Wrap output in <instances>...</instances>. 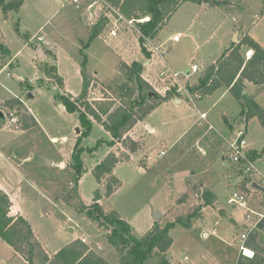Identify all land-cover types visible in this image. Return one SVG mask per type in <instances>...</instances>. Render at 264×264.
Here are the masks:
<instances>
[{"label": "rangeland", "instance_id": "obj_1", "mask_svg": "<svg viewBox=\"0 0 264 264\" xmlns=\"http://www.w3.org/2000/svg\"><path fill=\"white\" fill-rule=\"evenodd\" d=\"M225 1L234 5L233 14L223 7L205 9L187 3L160 32L161 41L169 42L166 58L175 72L187 73L193 63L202 70L214 64L241 41L237 32L242 30L264 47V0H213ZM80 3L83 10L78 12L71 0H24L8 13L0 4V34L11 49L13 62V67L0 72V111L6 101L19 98L39 125L23 131L20 126L8 127V123L0 128V185L19 205L13 207L11 202L9 215L25 217L50 256L80 240L108 264H118L120 256L108 241L109 232L65 200L79 177L78 170L84 203L91 205L96 190H102L99 203L107 211L117 210L137 237L146 235L155 222L164 227L183 209L195 208L197 196L193 194L185 205L176 200L202 182L217 194V202L204 209L203 218L192 229L176 225L170 231L174 242L165 257L170 264H237L240 255L248 257L241 253V236L253 221L247 219V209L234 206L230 199L235 193L245 194L254 211L264 212V123L258 118L244 122L241 104L228 89L219 88L194 103L171 101L155 109L133 130L131 137L141 143L134 154L120 143L111 146L112 136L95 121L84 135L79 113L62 110L63 104L57 100L58 94H81V66L84 64L100 82L121 83L120 61H138L144 66L149 57L141 44L136 46L139 35L124 21L117 23V37H109L111 24L90 42L87 8L103 5L99 0ZM178 34L181 41L173 43L170 39ZM40 36L48 45L38 42L36 37ZM38 49L49 52L42 57ZM244 54L249 59L246 49ZM52 66L63 85L47 73ZM148 71L144 68V77L153 80L154 74L147 76ZM245 92L264 110V91L258 92L248 82ZM101 97L98 88L89 93L91 100ZM201 113L207 115V122L198 124L181 140ZM240 130L246 133L245 150L259 153L253 162L250 191L246 192L239 190L245 178L240 169L244 167L237 166L229 152ZM161 151L166 155L161 156ZM110 152L122 158L114 170L122 184L107 196L92 170ZM157 212L162 213L159 221L154 220ZM259 240L264 243V230L259 231ZM150 263L161 264V256L155 254ZM0 264L28 263L0 238Z\"/></svg>", "mask_w": 264, "mask_h": 264}, {"label": "trees", "instance_id": "obj_2", "mask_svg": "<svg viewBox=\"0 0 264 264\" xmlns=\"http://www.w3.org/2000/svg\"><path fill=\"white\" fill-rule=\"evenodd\" d=\"M106 1L127 19L148 18L147 21L138 23L137 26L143 36L151 39L159 36L183 4L211 3L210 0ZM23 2L24 0H0L5 13L17 10ZM109 25H111L109 19L104 18L91 27L89 41L92 42L99 37ZM90 42L85 47L89 46ZM139 42L145 54L150 57V53L143 47V37H140ZM244 49L253 52L249 59L246 58ZM11 67H13L11 49L0 34V72ZM81 67L83 78L81 94L73 96L62 93L58 94L57 100L65 106L67 111L79 113L81 124L85 128L84 135L90 132L92 122L95 121L112 136L111 146L120 143L131 154L136 153L140 150L141 143L130 136L131 132L155 109L178 98L175 90L163 94L158 93L143 76L144 66L138 61L128 63L122 60L119 62L117 68L124 77L121 83L114 80L100 82L84 64ZM50 68L47 73L51 79L59 84L62 83V78L57 75L56 67ZM246 82L253 83L258 92L264 91V47L250 35H244L238 44H233L214 64L198 73L192 85L189 86V90L192 94L198 93L204 96L212 94L219 88H226L241 104L244 122L258 118L264 123V110L251 97L243 94ZM94 88H98L102 94L100 99H89V93ZM1 110L7 116L13 113L18 118L20 129L26 130L38 125L35 117L19 98L15 97L6 101ZM248 155L253 162L259 157L256 150L249 151ZM77 156L79 158V155ZM121 159L116 152H110L92 170L97 182L106 189L107 196L115 193L122 184L121 180L114 175V170L121 163ZM240 171L245 178L239 190L250 191L248 184L253 179L244 173V169ZM77 175L79 177L73 189L68 192L69 194L67 193L69 197L65 200L70 206L86 212L91 220L109 232L108 241L120 256L118 264H151V259L155 254L161 256V264H170L165 257L174 242L170 231L176 225L184 229H192L194 223L203 218L204 209L214 206L217 202V194L201 182L199 186L193 187L192 192L176 200L178 205H185L193 194L197 196L195 208L183 209L175 216V221L164 227L155 222L146 235L137 237L133 234L130 224L121 217L117 210L107 211L99 203L102 190H96L91 205L84 203L78 187L81 175L79 170ZM10 207L9 197L0 189V238L28 264H108L102 256L80 240L73 241L54 256H50L37 239L29 221L22 215H9ZM260 230H264V220L260 223L258 230L250 235L245 246L254 252V256L249 258L240 255L237 264H264V243L259 240Z\"/></svg>", "mask_w": 264, "mask_h": 264}, {"label": "built area", "instance_id": "obj_3", "mask_svg": "<svg viewBox=\"0 0 264 264\" xmlns=\"http://www.w3.org/2000/svg\"><path fill=\"white\" fill-rule=\"evenodd\" d=\"M71 2L75 5L78 11L83 10L80 0H71ZM99 2L103 5L102 7L96 6L97 4H91L88 6L87 8L88 13H86L88 24L91 27H93L96 24H98L100 20L104 18L109 19L110 23L113 25L109 37L114 38L117 37L119 34L118 32L119 27L117 23H119L120 21H124L131 28V30L137 32L139 38L143 37L144 48L150 53V57H149L150 62L144 68L146 70H149L147 76L150 74L151 77L153 73L155 77L153 80L151 79L152 82L151 80H148L150 79L149 76L145 79L152 85V87L158 93H161L162 90L164 91V93H166L167 91L175 90L178 96L177 99L186 100L191 103H194L196 100L202 99L201 94L198 93L192 94L189 90V86L192 85L191 79L193 78V75L200 73L202 70L198 64L193 63L190 67L189 72L187 73L175 72L167 61L166 57L168 54V50L164 47V45L158 43L157 40L155 39H151L143 36V34L140 32V29L138 28L137 24L147 21L148 18H144L141 20L127 19L120 13L119 10L114 8L106 0H99ZM36 39L38 40V42L42 44L45 43L48 45L44 36L36 37ZM180 39L181 37L179 34L173 37L174 42H179ZM5 117H6L5 123H8L9 125L8 127L19 128L18 118L13 113H11L9 116L5 114ZM200 120L207 121V115L205 113H201ZM210 127L213 128L211 125ZM245 135L246 133L243 130H240L237 133L235 142L231 144L229 149L230 159L237 166H243L244 173L252 177L254 174V166H253V161L250 159L248 155V151L245 150L247 146ZM160 155L164 156L166 155V152L161 151ZM230 203L234 204V206H240L242 208L247 209L248 213L246 214V217L247 219H251L253 221L252 226L249 228L247 233H243L241 236V239L244 243V245L241 246V253L246 255L245 243L248 240L250 234L254 233L258 229L260 223L264 220V212L259 213L254 211L251 208V206H249L248 197L245 194L235 193L234 196L230 199ZM254 215H256V217H253ZM253 256L254 253L252 252V255L248 257H253Z\"/></svg>", "mask_w": 264, "mask_h": 264}, {"label": "crops", "instance_id": "obj_4", "mask_svg": "<svg viewBox=\"0 0 264 264\" xmlns=\"http://www.w3.org/2000/svg\"><path fill=\"white\" fill-rule=\"evenodd\" d=\"M211 1V3H207L208 5L207 6H204V4H203V6L202 5H198V7L200 8V7H202V8H205V9H207V8H211V7H223V8H225V9H227L228 10V13H231V14H233V11L232 10H234V5L233 4H231V3H226V1L225 2H213V0H210ZM72 3V2H71ZM213 3V4H212ZM187 4V3H186ZM190 4H192V3H190ZM183 5H185V4H183ZM182 5V6H183ZM194 5H196V4H194ZM182 6H181V8H182ZM197 7V6H196ZM180 8V9H181ZM79 12V11H78ZM166 27V26H165ZM164 27V28H165ZM242 28H243V26H242ZM246 31V30H245ZM244 30H242V31H239V32H237V35L240 33V38H242L244 35H246V32H245ZM248 35H250L249 33H247ZM175 36V35H174ZM173 36V37H174ZM251 36V35H250ZM100 37V36H99ZM99 37H97V38H99ZM252 37V36H251ZM255 39V38H254ZM46 40V39H45ZM155 40H157V42L158 43H161V44H163L164 45V47L168 50V52H169V48H168V41H165V42H163V41H161V39L159 38V36L155 39ZM173 43H178V42H174L173 41V39H170ZM256 40V39H255ZM94 41V40H93ZM180 41H181V39H180ZM179 41V42H180ZM163 42V43H162ZM167 43V44H166ZM236 43V42H235ZM234 43V44H235ZM135 44H136V46L137 47H140V44H139V42H138V39H136L135 40ZM47 45V44H46ZM141 49V48H140ZM38 51H39V55L41 56L42 55V57H44V52H49L48 50H46V51H44V49H38ZM247 53H248V55H249V58L252 56V54H253V52L252 51H247ZM168 61V60H167ZM125 62H127V61H125ZM150 61H149V58H147V62H146V64L144 65V67L146 66V65H148V63H149ZM128 63H130V62H128ZM169 63V62H168ZM170 65V64H169ZM146 70V69H145ZM3 71V70H2ZM201 71H203V70H201ZM197 75V74H196ZM196 77V76H195ZM193 82V81H192ZM246 83H248V82H246ZM246 83H245V87H246ZM30 98H32V96H30ZM175 102L176 104H179V105H181L182 103H183V101L184 100H182V99H173V100H170V101H168V102ZM25 103V102H24ZM26 105V104H25ZM27 106V105H26ZM62 107V106H61ZM62 109V108H61ZM64 110H66V109H64ZM201 122H203V121H201L200 120V117H199V119L196 121V122H194L184 133V135H183V137L181 138V140L184 138V136L185 135H187L190 131H191V129H193V128H197V125L198 124H200ZM205 122V121H204ZM207 122V121H206ZM5 124V122L3 123V124H0V125H4ZM2 126H0V128H2ZM37 126H39V125H37ZM135 129V128H134ZM133 129V130H134ZM150 130H152L151 128H149ZM23 130H25V129H23L22 128V131ZM132 133H133V131L131 132V134H130V136H132ZM52 140L55 142V141H57V138H52ZM180 140V141H181ZM180 141H179V143H180ZM0 156H1V148H0ZM227 165V164H226ZM193 181V180H192ZM203 184V183H202ZM203 185H205V184H203ZM206 186V185H205ZM190 188V187H189ZM0 189H2V191L4 192V194L5 195H7L8 197H9V199H10V201L13 203V207H17V201H15L16 199L15 198H13L12 196H11V194L7 191V190H5L3 187H1V185H0ZM17 208H19V205H18V207ZM250 250V249H249ZM49 254V253H48Z\"/></svg>", "mask_w": 264, "mask_h": 264}, {"label": "water", "instance_id": "obj_5", "mask_svg": "<svg viewBox=\"0 0 264 264\" xmlns=\"http://www.w3.org/2000/svg\"><path fill=\"white\" fill-rule=\"evenodd\" d=\"M207 5H208V4H204V6H207ZM236 41H238V39H237V35H236ZM244 94L246 95V92H245ZM61 108H62V110L65 109L64 106H62ZM5 118H6V117H5V114L3 113V111H0V124H3V123L5 122ZM253 187H255L256 189H261V187H260L258 184H254ZM103 192H104V191H103ZM220 214H221V215H224L223 212H221ZM161 216H162V213H160V212L155 213V214H154V220H155V221H159V219L161 218ZM232 223H235V222L232 221Z\"/></svg>", "mask_w": 264, "mask_h": 264}, {"label": "bare ground", "instance_id": "obj_6", "mask_svg": "<svg viewBox=\"0 0 264 264\" xmlns=\"http://www.w3.org/2000/svg\"><path fill=\"white\" fill-rule=\"evenodd\" d=\"M245 250H246V254H247V256L252 255V251H251V250H247V249H245Z\"/></svg>", "mask_w": 264, "mask_h": 264}]
</instances>
